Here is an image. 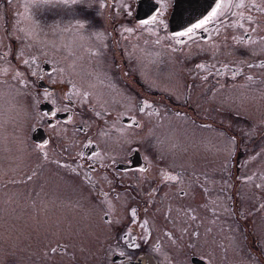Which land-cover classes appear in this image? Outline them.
<instances>
[{"label": "rangeland", "instance_id": "1", "mask_svg": "<svg viewBox=\"0 0 264 264\" xmlns=\"http://www.w3.org/2000/svg\"><path fill=\"white\" fill-rule=\"evenodd\" d=\"M130 1L8 0L11 34L17 38L9 37L10 43L2 41L5 17H0V51H6L0 53V264H100L105 256L109 263L106 249L114 241L116 228L123 222L133 223L120 211L118 200L104 199L100 203L87 185L68 177L61 165H54L51 155L38 152L31 138L42 115L38 102L41 96L64 98L60 90L47 93L37 88L44 61L53 68L44 73L46 81L62 86L69 80V97L79 110L94 101L114 108L135 106L140 100L136 91L155 99L147 105L142 102L139 115L150 113L155 120L152 129L146 127L147 134L140 129L139 136L149 138V149L150 139L159 148L150 157L161 167V175L165 173L162 184H170L168 174L174 172L164 171L165 164L203 172L227 164V170L217 171L214 182L211 178L208 197L200 199L195 180L191 183L189 178L187 182L177 178L172 184L175 189L187 187V195L196 200L186 203L177 194L173 200L166 187L156 191L161 203H151L146 210L154 231L151 242L158 238L165 243L173 241V237L168 240L164 235L167 223L175 228L184 225L180 218L168 219L167 223L163 219L167 200L172 199L169 204L173 213L192 208L200 214L202 237L197 247L200 251L203 248V253L211 252L216 257L212 259L214 264H261L250 252L245 234L249 236V229H254L255 235L251 239L247 236L254 248L257 241L264 243V82L256 84L249 79L257 76L258 68L264 73V13L256 11L264 9V0H254L255 6H250L252 0H223L208 30L211 41L202 39L196 30L183 43H177L178 39L162 27L170 0H160L166 8L149 25L121 22L120 18L130 12ZM122 33L134 34L124 48H132L135 57L128 53L121 59L111 50L115 34L122 37ZM42 34L45 36L41 38ZM240 70L247 77L235 74ZM191 71L195 77L189 74ZM181 72L189 74L190 83L196 82L198 74L203 75L196 87H188L200 90L201 95L191 97L189 92L188 96ZM187 97L198 107L201 98L203 119L210 116L213 119L209 124L221 128L192 127L190 146V128L186 126V130L181 122L191 119L181 112ZM125 109L129 112L130 108ZM72 122H79L81 127L66 123L61 130L65 135L63 146L73 151L84 145L82 127L86 118L75 113ZM71 140L74 143L70 145ZM140 150L145 154L143 147ZM228 171H235L232 182L226 179ZM142 178L149 184L148 174L141 173L139 182ZM231 199L238 217L230 208ZM197 200H202L203 209ZM105 209L110 223L105 222ZM155 253L166 262L184 258L166 245Z\"/></svg>", "mask_w": 264, "mask_h": 264}, {"label": "flooded vegetation", "instance_id": "2", "mask_svg": "<svg viewBox=\"0 0 264 264\" xmlns=\"http://www.w3.org/2000/svg\"><path fill=\"white\" fill-rule=\"evenodd\" d=\"M242 1L243 0H240V3H242ZM253 1L254 0L250 1V6H255ZM162 2L163 1L160 0H131L129 3L130 12L127 16H123L122 18H120L121 22H124L126 24L141 25L140 22L142 20L148 19L139 18V9L141 7L143 8V12L149 11V13H151V16L158 15V18H160L161 11L166 8V5L164 8H162ZM218 2L222 4L223 0H218ZM173 3L174 0H170V6L165 9L166 19L163 20L162 23V27L167 30L170 36H173V33L178 32H172L170 30L169 16L172 10ZM256 11L264 13V9L261 8ZM11 15L12 14L10 11V4L8 0H0V17H5L2 21L4 34L1 35V39L4 43H10L9 37H14L11 34L10 28ZM239 21L240 19L237 21L235 20L236 23ZM233 27L234 24H232L230 28L233 29ZM211 28L212 27L210 21L204 29H198L199 36L202 37V39H207L206 41H211V39L208 40V30ZM137 31L138 34L141 35L140 31ZM212 34H214V32H212ZM257 34L262 35L261 32H257ZM121 35L122 37L120 36V34H115V45H112L111 50L121 55V59L123 57L126 59V55L128 53L131 54L132 57H135L134 54L136 52H132V48L126 50L124 48L125 43L128 42L127 40L134 39V34L122 33ZM245 35L248 36L249 34L246 33ZM43 36L45 35L42 34L41 38ZM14 38L17 37L15 36ZM185 39L186 38H184V40ZM2 52L5 53L6 51H0V53ZM262 62L264 63V60ZM51 70H53V68L47 62L44 61L41 63V74L40 78L37 79V88L40 90H44L47 93H51L54 91L57 92L60 90L59 92L63 95L64 98H62L61 95V99H52L41 96V100L38 102V110L42 115L37 119V124L34 126L33 130L35 128H40L43 134L46 136V141L44 143H39L32 139L36 144L38 152H40L41 155H51L54 165H61L62 170L66 172V175L68 177L70 175V177L80 180L83 185H87L89 189L93 191V195L95 196V198L99 199L100 203L104 199L118 200L119 205L121 206L120 211L124 212L126 218L129 217L133 221V223L130 224L128 222L127 224L123 222V225L121 227L116 228V233L113 236L114 241L112 242V244H109V247L106 249V251H108L107 254L110 261L108 263L105 256V261L103 259L100 264H214L212 259L216 260V257L211 252H207L208 254L203 253V248L200 251V248L197 247L198 240H201L202 237V218L201 220L199 219L200 214H197L192 208H189L188 211L180 212L178 210L177 212L173 213L172 206L169 203L175 200L176 194L183 197L182 199H184L186 203L188 199H195L191 198V195H187V187L183 186V188L179 189L174 188L175 185H173L172 183H176L177 178L179 182L180 180H183V182H187V180H185L187 178L190 179L191 183L195 180L196 184L194 186L199 188L197 196L200 199H202L203 197H208L211 178L213 177L214 182V180H216L217 171L222 168L223 170H227V164L223 165L224 162L221 163L220 166L214 169L212 172H203L202 169L194 170L193 168H187L186 166H181L180 168L179 166H168L165 164L162 167L164 171L174 172L168 174L171 178L170 184H162V179L165 176V173L162 172V175L164 176L161 175V167L153 164L150 157L151 154H153L152 152H157L159 148L156 147L155 143L152 145L150 139L149 142L151 149H149L148 146H146L149 138L147 137L148 140H146L144 136L141 138L139 136L140 129H143L147 134L148 130L146 127L152 129L151 124L155 120L150 116V113H147V115L144 116H140L139 113L141 114L142 111L141 107L143 106V104L147 105L146 102L150 104L155 99L149 98L150 94H141L139 91H136V94L140 100L136 101L135 106H132L131 104L129 107L123 106V108H114L111 107L112 104L101 105L98 104L97 101H94L93 103L87 105V109L83 108L79 110L77 108V105L72 103V100L69 97L72 87L69 80H67L66 84L62 86L54 83H48L46 81L47 79L45 78L44 73H49ZM257 70H259V72L257 71L259 74L255 72L257 76H253L252 79H249L252 83L262 84V82H264V73L261 72L262 69L258 68ZM181 73L184 74L183 76L187 81L188 96L189 92H191V97L193 94L201 95L200 90L188 87H192L193 85V87H196L197 82H199L198 80H203V75L201 73L198 74L196 82L190 83L188 82L189 74L195 77L196 73L193 71H191L189 74L183 72ZM260 73H263V76H260L262 75ZM235 74L244 75L247 77V73L242 70L236 71ZM126 77V74H124L123 80L125 85H128V83L126 82L130 81ZM131 77L134 78L133 75ZM133 78L131 79V81H133ZM257 80H259L260 82H258ZM131 83L133 85V82ZM157 94L159 95V93ZM257 96H259V94L255 95V97ZM158 101L161 102L160 100ZM198 105L199 107L197 106L196 102L189 97H187L185 103L181 105V109H185L181 112H184L183 114H187L189 119L191 118L190 121L192 123L184 119L183 121H181L183 127L186 130H188L186 126L190 128L188 130L190 132L192 127L194 126L201 128H211L212 125L209 123L213 118L209 116L206 119H203V117L205 116L202 113L203 107L201 98ZM125 107L130 108L129 112H126L128 110L125 109ZM52 112H56L55 117L51 115H45V113ZM75 113H79L81 117H85L86 122L82 127L84 145L78 148V150L74 149L75 151L73 150V152L70 146H63V144H65V139L63 138L65 135L63 134V131L61 129L65 126L64 124L66 123H72V125L78 128L81 127L79 122L75 124L72 122ZM145 118H147L148 120H146ZM167 120H169V118H167ZM173 121H176L175 118H173ZM49 127H52V132H49ZM53 127L59 128L53 130ZM213 127L221 129L217 125ZM124 131L125 135L123 136ZM225 136L227 138H230V140H234L231 139V135L228 132H225ZM191 140L192 132L189 134V137L187 139V143L189 144V146ZM73 143V140H71L70 145ZM237 143L240 144V140ZM103 144H105L106 146H103ZM38 145H43V147H38ZM140 146L144 148L145 154L141 152ZM263 150L264 149H262V151ZM140 169H143V171H141ZM151 171L155 173L153 176H151V174H153L151 173ZM234 172L235 171H228V177L225 174L226 179L228 178V180L231 182L232 180L234 181ZM141 173L145 174L146 177L147 174L149 175V177L151 178L149 184L143 182L145 181V179L143 180V178L141 182H139ZM177 173H179L178 176ZM188 174H192L194 178L188 176ZM250 175L252 177V174ZM221 176L223 178V174ZM226 179L225 181H228ZM160 187L161 189L163 187L169 189L170 195H172L174 198L173 200H167L168 204L163 211L164 221L167 223L168 219L180 218L182 219V222L184 224L181 228H175L171 224L167 223L168 229H165L164 235L168 240H172V237L174 238L173 241L168 243L162 242L161 238H158L157 241L155 240L151 242V236H153L154 231L150 227L146 215L148 205H151V203L152 205H154V203L158 201H160L161 203L158 195L156 196V191L159 190ZM229 193V196H232L233 191ZM94 201L97 203V200ZM198 204L200 208L203 209L202 200H197V205ZM230 208L232 209L233 215H236L238 217V214H236L237 210L235 209V203L232 199L230 201ZM105 214L106 219L108 220H105V222L110 223V217L108 215L109 213L107 209H105ZM114 214H112V216H114ZM188 219H190L191 221H187ZM119 229L120 231H117ZM254 235V229L250 228L249 236L245 234L247 245H249V248L251 249L250 252L255 253L259 262L261 264H264V256L262 255V251L260 249H257V247L254 248V246L250 243V240L247 238L248 236L251 239ZM163 245H166L170 249H175L179 254H182V256L184 257L182 258V261L166 262L160 259L155 252L162 249Z\"/></svg>", "mask_w": 264, "mask_h": 264}, {"label": "water", "instance_id": "3", "mask_svg": "<svg viewBox=\"0 0 264 264\" xmlns=\"http://www.w3.org/2000/svg\"><path fill=\"white\" fill-rule=\"evenodd\" d=\"M141 1V0H140ZM218 0H174L172 10L169 16L170 30L183 31L192 23H197L205 15H208L216 7ZM139 18H149L151 13L139 9ZM32 139L39 143L46 141V136L40 128L32 131Z\"/></svg>", "mask_w": 264, "mask_h": 264}, {"label": "snow or ice", "instance_id": "4", "mask_svg": "<svg viewBox=\"0 0 264 264\" xmlns=\"http://www.w3.org/2000/svg\"><path fill=\"white\" fill-rule=\"evenodd\" d=\"M67 2V0H65ZM72 2L77 3L79 0H72ZM221 3L217 2L216 7L212 9L211 12L208 13V15H205L202 19H200L197 23H192L190 26H188L185 30L175 32L173 33L174 38H180L177 40V43H183L184 38L190 37V34L195 32L196 30L204 29L206 25L217 15V10L221 7ZM158 19V15H152L148 19L142 20L140 23L142 25H149V24H154ZM127 31H132L131 29H128ZM45 115H51L53 117L56 116V112L52 113H45ZM38 147H43V145H38ZM143 171V169H140ZM256 246L258 248H261L262 251H264V243H261L260 241H257Z\"/></svg>", "mask_w": 264, "mask_h": 264}]
</instances>
